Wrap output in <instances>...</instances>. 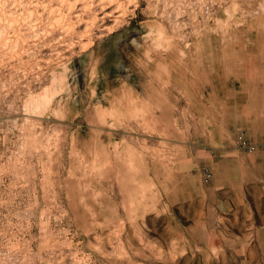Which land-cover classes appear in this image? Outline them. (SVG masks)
<instances>
[{
  "label": "rangeland",
  "instance_id": "1",
  "mask_svg": "<svg viewBox=\"0 0 264 264\" xmlns=\"http://www.w3.org/2000/svg\"><path fill=\"white\" fill-rule=\"evenodd\" d=\"M250 90L264 0H0V264H264L194 196Z\"/></svg>",
  "mask_w": 264,
  "mask_h": 264
},
{
  "label": "crops",
  "instance_id": "2",
  "mask_svg": "<svg viewBox=\"0 0 264 264\" xmlns=\"http://www.w3.org/2000/svg\"><path fill=\"white\" fill-rule=\"evenodd\" d=\"M234 102L228 129L222 128L212 164L207 163L211 175L194 194L206 200L197 210L207 216V224L213 217L227 231H264V92L250 90ZM240 129L253 150L238 145L235 133Z\"/></svg>",
  "mask_w": 264,
  "mask_h": 264
},
{
  "label": "built area",
  "instance_id": "3",
  "mask_svg": "<svg viewBox=\"0 0 264 264\" xmlns=\"http://www.w3.org/2000/svg\"><path fill=\"white\" fill-rule=\"evenodd\" d=\"M236 139L238 145L243 148L244 150H252L254 148V145L250 142H248L243 134L241 132L236 133ZM209 170L206 166L202 167V179L205 181L209 178Z\"/></svg>",
  "mask_w": 264,
  "mask_h": 264
},
{
  "label": "bare ground",
  "instance_id": "4",
  "mask_svg": "<svg viewBox=\"0 0 264 264\" xmlns=\"http://www.w3.org/2000/svg\"><path fill=\"white\" fill-rule=\"evenodd\" d=\"M117 19L118 18H116V19H114L115 21L114 22H116L117 21ZM119 20V19H118ZM121 21V20H120ZM113 26V25H112ZM111 29V26H109V28L107 29V30H110Z\"/></svg>",
  "mask_w": 264,
  "mask_h": 264
}]
</instances>
